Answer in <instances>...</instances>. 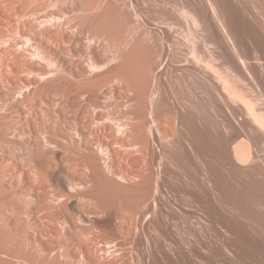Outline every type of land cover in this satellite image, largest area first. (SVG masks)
Listing matches in <instances>:
<instances>
[{
	"label": "rangeland",
	"instance_id": "rangeland-1",
	"mask_svg": "<svg viewBox=\"0 0 264 264\" xmlns=\"http://www.w3.org/2000/svg\"><path fill=\"white\" fill-rule=\"evenodd\" d=\"M175 1H177V3H178V1L181 2L182 0H0V177L4 174L3 175L4 177L2 176L0 178V253L4 252L5 251L4 249H6V247L8 246L7 248H9L11 251L12 250L13 251L8 252L7 254L12 253L11 256L15 255V257H12V259H10V260L14 259L13 260L14 263L11 262L10 260H8V262L5 264H15L18 261L19 262L17 264H19L20 259L17 258L18 261L15 259L16 257H19V254H18L19 252L21 254L24 253L25 254L24 256L28 255L26 251L22 250L24 248H20L21 251H20V249H19V251H17L18 250L17 247L23 246L21 244L22 243L24 244V241L26 239L28 241H33V242L37 241V243H36L37 245L41 246L40 244H43L41 247H44V249L49 250L48 245L50 246L51 243L52 244L54 243V242H51L50 238H53V236L55 234L57 237L56 236H54V237L63 238L62 239L63 241L61 239H59L61 242L60 241L58 242V241H56L57 239L53 240L54 239L53 238L52 241H55L54 244L56 245V242L61 243V244H63V243L65 244V242H66V245H68L70 243L68 245V248H67L68 252L71 251V250H69V248L70 249L72 248L73 250H72V252H70V254H72V255L75 254L74 256H77V258L79 257L78 255L80 252V251L78 252V250H80V249H78V245L80 246L79 248H81L82 242L85 241V243H86V241H89V239H91L93 236H97V235L102 236V239H101V237L98 238V241L100 243L102 240L104 241L107 238H110L112 240L114 239V241H116L115 242L116 246L114 248H109L108 250H106V251L110 250L109 252H111V254H110L111 256L106 251H105V253H104V251L101 253V255L103 254L106 257V259L112 257L113 260L116 261V263H113V264H117V261H118V264H120L122 262V260L125 261V262H122L123 264H125L126 262L128 263V260H130L132 264H165V263L166 264H238V263L239 264H243V263L244 264H264V240H263L264 239V201L262 200V198L264 199V196H262V195H264V193H260L262 195H258L259 190H260V192H262L264 190L263 189L264 188L263 187L264 186V183H263L264 180L262 181L261 180L262 178L259 179L258 175H256V176L258 177L259 181H258L256 176L255 177L252 176V177H254V179L251 176L249 177V174H247L248 176L245 174L246 176L243 177L242 173L239 174L240 172H238V171H236V173L239 176L236 175V173H234L235 171L234 172L230 171V173H229L228 169L226 168L225 164L223 163V160H222L223 158H222V155L220 153L221 150H219V148L222 149V145L225 141V140L223 141V139H226V135L227 136L233 135L232 141L234 139V143H237V144L239 143L238 142L239 140L241 142L244 138V136L243 137L241 136V135H243L241 132H240V134L238 133L239 134L238 135L237 131H235L238 129L240 130V125H239V120H238V119H241L240 114L239 113L234 114V117H232L233 113L232 114L229 113V111L227 109V108H230V107H227V105L228 106L231 105V110H233L234 107L237 106V104L231 103L232 101H229V99L227 97H206V95L203 94L204 97L202 96V97H199L200 99L198 98V101H200L198 104H201V105L200 106L198 105L197 109L199 110V108H200V110H199L200 113L198 111H197V113L199 115L197 113H195V115L196 114L198 115L199 119L198 118L197 119L200 122L194 124V122L191 121V119H192L191 116L194 114V111L196 109L193 110L195 108L192 105V103H194V101L191 102L193 100V97H189L190 95L188 96V94H189L188 91H190L188 89H189V87L190 88L192 87V85L190 84L191 83L190 81L194 80L193 79L194 77L190 80V77H192V76L190 74L183 73L185 75H183L180 79H178L180 77L181 73L175 74L176 76L179 75V77H177V79L180 81L177 80L178 81V83H177L176 76H174V74H173L174 72H173L172 68H174L175 66L180 67L181 62L183 63V60H186L187 58L191 59V57L189 56L190 50L191 51L193 50L194 44H195L194 47H197L198 45L200 46L201 41L194 38L189 33V31L187 29L188 27H187L186 21L184 19H182L180 16H178V17L176 16V15H179V13L177 14V12L175 11L176 10L175 6H174V3H176ZM171 10H173V12ZM170 11L172 13H170ZM168 12L170 15L171 14L173 15V13H174L176 18H178L180 20L182 19L180 21V22H182V25L180 24L179 26H177L175 28L176 30H178V32H176V30H173V32H175V34L171 33L170 37H167L166 39H164V37L162 38V36H164L165 31L168 29V27L166 25L167 23L165 24L164 21L166 22V19L168 17H169V19H167V21H169L171 19L170 16H168L169 15ZM243 15L244 14L242 12L237 13L238 18L242 17ZM247 15H245V17L248 20H250V19L252 20L253 15H252V17L250 15H248V16ZM44 16H45V20H48L49 24L43 22ZM249 16L251 17L250 19L248 18ZM38 17H42V18H38ZM51 17L53 18L52 21H55L56 25H57V23H59V20H60V22H63L64 26L62 25V27H65V28L62 29V27L60 26V28L62 30H59V24L61 25L62 23H59L57 26H55L54 22L51 23L52 22L50 20ZM54 18L56 20H54ZM172 18H174V16ZM171 20H173V19H171ZM37 21H39V22L37 23ZM70 22L73 26L75 24V27L71 26ZM52 24H54V25L52 26ZM67 24L69 26H67ZM48 26H50V28H48ZM54 26L56 28H58V30H56L57 32L59 31L58 34H60V35L64 34L65 35V32H66L67 35L66 36L63 35L64 37L61 36L59 38L58 34H57L58 37L55 36V34L57 32L55 33V31H54L55 34L53 37L52 36L53 34H49V33L51 31L53 32V30H55ZM71 28H73V29H71ZM87 28H88V30H87ZM43 29H45V30H43ZM50 29H52V30H50ZM159 29H160V31H159ZM63 30H64V32H60ZM97 30L99 33L101 32L100 34L99 33L98 34L102 36V38H99V40L101 41V42L99 41L100 44L98 43L99 44L98 45L96 43L97 47H100V45H101V46H103L102 49L103 48L106 50L108 49L109 53L107 51V53H108L107 55L113 54L119 48H120V51L123 52L122 55L121 54L120 55L124 59L120 56L119 59L117 60L118 62L115 61L114 64H112V66L115 65L114 67H119L118 68L119 70H117V69L116 70L118 71L119 74H121V72H122L121 75L123 78L125 77V79L126 78L128 79V75L131 72L130 73L131 76H129L128 81H130V83L132 81V85L134 84L133 85L134 88L138 87V85L137 86L135 85L138 82L137 79L140 80L139 83L141 82V79H143V83H144V80L146 79L147 82L145 81V83H146V84L144 83L145 85H142V82L140 83L142 85V87L145 86V87H143V91L144 90L146 91V89L150 85L152 87L150 86L149 89L154 90L153 88H157L155 90H158V87H159V89L161 90L160 92H163V91L166 92V90L168 92L170 90L168 93H172L171 91L173 89L176 90V92L178 91L177 92L178 95H175L176 93L173 90L172 94H174L175 97H174V95L170 94L168 96L169 97L168 99L166 98L167 96H165L164 99H167L165 101L166 102L168 101L170 105H171V103H172V105L174 104L173 106L175 108H177L178 111H180L179 112L180 116L178 114L177 115L173 114V116H172V114L171 115L169 114V116H167V114L163 113L165 111L162 110L163 109L162 107H160L158 110L157 106L158 105L162 106V105H160V104H162V102H160V100L162 101L163 97L162 98L156 97V99L159 98V101L157 103H159V102L160 103L156 105L157 109H156L155 115L159 114L160 117H163V118H160V119H163L162 123H161V120L160 121L158 120V121L163 125V123L165 124V122L168 120L166 122V124L168 123V125L166 126V124H165V126L169 129L167 130V128L164 125L163 126L161 125L162 130L164 129L163 130L164 132L169 131L167 133H170L169 136L171 137V139H172V137H173V139H175L174 138L175 136L177 137V139H183V141L181 140V142H183V145H185V146H186L187 141H188L187 143H189V145H191L190 141L193 140L194 138H196V141L194 139L193 142L194 143L196 142L199 146L201 143V146H202L203 139L205 138V139H207V141L206 140H204V141L209 143V144H206V146L212 145L211 147L214 148V149L212 148V150H214L213 151L214 153H212V151L207 152V155L212 153L213 154L212 157L210 156L211 154L208 156L204 155V153L206 154V151L202 155L207 156L208 160L210 159L209 161H212L211 158L216 159V161L213 160V162L215 161V163H216L215 167H214V163L212 164L211 162H209V164H208L207 163L208 160L206 162L207 158H204V156H202L200 158L205 159V160H202L204 163L206 162L205 164L201 161V159H199L200 162L205 165V167L206 166H207V168L211 167V169H209L211 171H209L207 169V171L211 172V175H208V177L211 176V179L209 177V179H210L209 182H208V180L205 181L204 177L202 179L203 182L201 180H199L201 182H199L198 180L194 181L193 178L190 176L191 173L189 174V172H186V173L181 172V175L179 178L175 177L174 173L178 172L176 170L180 169L179 167L177 169V166H179V164L182 162V160H184V158H182V157L178 158V156L181 154H178V156L176 155L177 154L176 151L178 152L180 150L181 152L179 151V153H182L181 148H177L176 151L172 150L173 147H171L170 150H169V148L168 149L166 148L167 149L166 154H165V148L164 147H162L164 150L159 149V150L164 152V156L168 155L167 154L168 150H169V152H171V150H172L173 151V153L171 152L172 156L175 155L174 157L179 164L175 165L176 160L174 161L173 160L174 157L170 156L171 154L169 153V156H167L168 158L167 157L164 158V160H163L164 162L161 160V162H163V163H161L162 167L161 168L159 167V170H158V166H154V171L156 169V171H155L156 174L154 173L155 175L154 174L153 175L154 176H160L159 178L161 180H158V183L161 187L163 186L162 189L164 188L165 190H162V189H160L161 191L159 190V192L157 193L159 198H158V196L156 197L157 194L150 195V197H151L150 200L152 202L154 201L153 204H156V209L153 210V212H151V216H150L151 218L149 217L150 218V220H149L150 224H149V226H147V228H146L147 230L145 228H143L142 223H139V222H142L141 220H143V216L139 217L138 214L135 215V218L136 217L137 218L134 220V222H136L137 225H134L135 223L132 225V227L134 226V228H132V229L135 231V235H134V232L132 231V229H131V231L133 233L131 232L132 234H130V235L133 236L134 241L137 238L136 239L137 241H135L137 246L135 245V242L132 240V236L131 237L128 236L130 238L129 239L127 236H125V234L123 232L119 233V232L115 231L117 225L120 224V222L122 223L120 225H123V226L125 224L124 222H127L124 220L122 222V220H121V218H123V216H124V213L126 212L125 208L127 209V208L131 207L126 202H125V204H127V206H129V207L125 206V208H123V206H119V205H117L118 207H116V205L112 206V208L114 210L112 209L111 211H113V212H115L117 210L116 208L119 209L120 207H122L121 209H119L120 212L116 211V212H119V214L115 212L116 214L119 215V217L122 216L121 218H119V221L117 220L118 218L115 217L118 215H116L113 212H112V214H110L111 211L108 212L109 211L108 208L106 209L107 213L104 209L105 214H103V215H101L102 213L99 215L93 214V213H95L94 209H93V211H91L92 208H90V207H89L90 209L89 208L87 209V207L85 209L83 202L78 198V196L73 197L69 201H65L66 204L64 201H62V202H64L63 204H65L64 205L65 207L61 206V205H63V204H61L62 203L61 201H60L61 205L57 204V202H59V201H56L55 205L57 204L58 206L56 207L54 205L55 207H52L53 206L52 204L55 202L54 200H53L52 204L50 202V201H52L51 199L54 198L52 193L53 192L56 193V192L60 191V188L56 185V181H59L63 185L66 186L65 183L67 180L75 181V182L81 180V177L83 175V169L85 167V164L87 163L86 159L82 158L83 156H81V155H83V153L85 151L79 152V150L77 151V149H74L75 147H72L71 149L69 148L70 152H68L67 149L66 150L65 149H59V148L55 149V148H50V146H46V147L44 146L43 147V145L41 147L42 149L41 148L39 149V147H37V145H40V144H38V142H35L37 137L40 134H42V131H41L42 129H38V131H37V126L40 128H43V126H46L45 129L43 128V131L45 132V130H47L49 135H51V137L53 136L55 138V134H54L55 130L53 129V126L51 124H47L48 126L46 124L44 125V123H42V122H45V120L44 121H42V120L45 119L46 115H47V119H50L51 121H52V119H53V121L56 119V115L50 106L52 103L50 98L52 99L53 96L54 97H56V96L60 97L59 96L60 93L57 91V89H53L54 91L56 90V94H53V93H55V92H52L53 90L50 91V90H47L46 88L45 89L47 92L43 91V90H45L44 89L45 85H47V83H49L48 82L49 80H51L50 85H51V83H53V84L55 83L54 85L57 84V86H58V84L60 83L59 85H63V87H65L66 85L67 86L70 85V83L72 82V81H70V83H69L68 78H67L68 76L66 75V77H65L63 74H62L63 78L65 77L64 80L66 81V79H67L68 83L67 82L64 83V81H61V79H63V78H62L60 72L58 73L57 70H59V69H56V68H58L56 66V64H54V66H52V64L54 62V61L51 62L52 58H54L53 60L56 59L55 60L56 62L58 60H60L62 63H65V64L68 62L69 58H71V57L75 61H77V59H81V60H79L80 62L83 61L84 63L85 62L87 63V61H88L87 60V58H88L87 57V43H88L87 38H89V37H87V35H88V33H89V35L91 33L90 37H92V35H95L93 33L94 32L96 33ZM44 31H46V32H44ZM176 33H178V34H176ZM68 34L74 35L75 39L71 38ZM98 34L96 36L100 37ZM177 35L180 36L181 38L180 37L178 38ZM181 39H183V43H182ZM136 40H138V42ZM190 41L192 44H190ZM96 42H98V39L96 40ZM134 42H135V44H133ZM174 42H176V43H174ZM139 43H142V44H139ZM167 43L168 44L171 43V44L167 45ZM165 44L167 45V47ZM175 44H177V46ZM130 45H131V51L134 47H136V51L140 47L141 48H140V50L135 52V55H134L135 50L133 49V52H131L129 50ZM133 45H134V47H132ZM170 45H172V46H170ZM137 46H138V48H137ZM175 47L178 48L179 50L178 49L175 50L176 49ZM180 48H181V50H180ZM201 48L206 53H208L207 52L208 47L204 48V46L202 44ZM102 49L101 50L99 49L103 53L100 52L98 57L104 56V54L106 53L104 51V49L103 50ZM127 51L130 52L131 54L127 53ZM175 51H177L178 54ZM204 51H203V53H204ZM187 52H188V54H187ZM126 53L128 54V56ZM137 53L138 54L140 53V54L138 55ZM167 53H168V55H167ZM179 53L181 54V56ZM182 53L184 54V56L182 55ZM206 53H205V55H206ZM37 54H38V56H37ZM41 54L42 55L45 54V55L42 56ZM129 55H130V58H129ZM145 55L148 57H146ZM176 55H177V57H176ZM165 56H167V59L164 58ZM127 57H128V61H131L133 59L130 62L131 64L127 61ZM137 57L139 58V60L137 59ZM184 57H187V58L184 59ZM125 58H126V60H125ZM141 59L144 61H141ZM165 59L167 60V63H169V61L171 60L172 64L170 65L171 61L169 64H165V62H166ZM174 59H177L179 61L174 60ZM60 61L58 63H61ZM122 61H123V63H122ZM161 61H164L163 64L166 65L165 68H163L164 65L162 64ZM126 62H128L130 64V66L129 65L124 66L126 64ZM140 62H142V63H140ZM139 63H140V65H143V67L140 68ZM120 64H122V66ZM119 65L122 67L121 69H120ZM160 65L161 66L163 65V67H162L163 75H166L168 73L167 76H169L170 79L167 78V76H166V78L169 80H166L165 77H162L160 74L157 73V70H154V69L161 68ZM53 67H55V69ZM125 67L128 69V71L130 70L129 73ZM51 70L53 71V73L50 72ZM160 70L161 69H159V71ZM54 71H57V72H54ZM123 71L124 72L126 71V73H127L126 76H124L125 74L123 73ZM44 72L47 74H48V72L51 73V75H50L51 77L49 75L48 76L44 75L46 77L42 78L41 75L45 74ZM143 72L145 73L144 74L145 79L142 75ZM132 73L134 74V76ZM164 73H166V74H164ZM139 74H141V75H139ZM152 74L155 75V77L153 76L154 78H150V77H152L151 76ZM38 75H40V76H38ZM189 75H190V77H189ZM132 76L133 77L137 76L138 78L133 79ZM148 76H150V77H148ZM157 76L159 77V79H160V77L163 78L160 80H164V79L165 80L163 82H161L160 80H158ZM52 77H53V79H52ZM45 79H47V80L49 79V80L46 81ZM151 79H153L154 82H153V80L151 82ZM39 80H40V83H39ZM69 80H70V78H69ZM134 80H135V82H134ZM156 80H158V81H156ZM165 81H172V82L167 83ZM42 83H44V84H42ZM201 83H203V82H201ZM22 85L25 88L23 87V89H22ZM31 85H32V87H31ZM37 85L38 86L41 85V87L39 86V88H38ZM54 85H53V87H54ZM205 85L206 84H203V85L201 84L202 92H204L206 90ZM57 86H55V88H58ZM173 86L175 88H172ZM28 87H29V89H27ZM142 87L140 86L141 89H142ZM36 88H38V89H36ZM39 89H40V91H39ZM135 89L136 90L133 94L137 95L136 93H139L138 94L139 96H141L142 94H144L142 96H145V93H144L145 91L144 92L143 91L138 92L139 89L138 90H137V88H135ZM36 90H38V91H36ZM152 90H151V92H152ZM42 91L44 92V94H42ZM49 91L51 93H49ZM40 92H41L42 98L44 97L42 99V101L44 100V102H42V103H39L41 101L38 100L39 99L38 97H41V95L38 96L40 94ZM57 92H58V94H57ZM180 92H183L181 94H183L184 96H185V92H186V94L188 92V94L186 97H182V95L179 94ZM23 93H26V94H23ZM153 93H151V94L153 95ZM47 94H48V96H46ZM133 94H131V95H133ZM152 95L149 97H150L151 101L154 102L155 97H152ZM36 97L38 99H36ZM32 98H33V101H32ZM46 98H47V100H46ZM194 100H195V98H194ZM27 101H28V104L30 103L29 105L28 104L25 105L27 103ZM227 101L230 102L229 103L230 105L227 104ZM33 102H35V103H33ZM36 102H38L42 106H40ZM31 103H33V104H31ZM190 104H191L192 108L194 107L193 109L190 107ZM151 105H152V103H151ZM29 108H32L31 109L32 111L30 110L31 114H30V112H28ZM26 110H28L27 112L29 114L26 112ZM42 110L44 112H42ZM192 110H193V112H192ZM191 112H192V114L190 116ZM163 114L165 115V118L168 117L169 119L165 120ZM27 115H28V117H27ZM33 115H35V116H33ZM70 115H68L67 118H73L74 116H72V115H75V113L71 115L72 117ZM170 116H172L171 118L173 120L170 118ZM157 117H158V115H157ZM189 117H191V118H189ZM222 117H224V118H222ZM180 118H181V120H180ZM216 118H217V120H216ZM197 119H196V122H197ZM26 120L29 121V125H28V122H26ZM229 120H230V122H229ZM174 121H176V122H174ZM180 121H181V123L183 121L182 125L179 123ZM236 121H238V122L236 123ZM191 122H193V125ZM232 122H234V123H232ZM199 123H200V127L198 125H197L198 126L197 127L196 124H199ZM230 123H232V125ZM31 125L33 128L31 127ZM33 125H35V126H33ZM189 125L190 126L192 125V127L195 126L196 128L190 127L191 129H189V127H188ZM235 125H237V127ZM227 127L229 128V130ZM230 127H232V128H230ZM14 128L18 129L20 134L21 133H29L30 132L29 130H31L32 134L30 132L29 135H32L31 136L32 138L30 136H28L26 138H23V137L20 138L21 135H18L17 130H16L17 133H14L15 135L17 134L15 136L12 133L14 131ZM180 128H183L186 131V134H187V130L189 129V132H191V133H189V138H192V139L187 138L188 140H186L185 137L183 138L182 136H187L188 134L187 135L186 134L181 135V133H183L184 131L182 132L180 130ZM226 128L228 131H226ZM193 129H194V131H195V129L197 131L193 132ZM174 130L177 131L176 134L174 133L175 132ZM39 132H41V133H39ZM172 132L175 134V136ZM198 132H202L203 135H201ZM179 133H180V136H179ZM204 133H206V134H204ZM221 133L222 134L224 133V136ZM198 134L202 136L201 137L202 139H200V136ZM171 135H173V136H171ZM210 135L213 136L212 137L213 140L211 139ZM35 136H37L36 139H35ZM193 136H194V138H193ZM238 136H241V137H238ZM39 137L41 138V135ZM39 137H38V139H40ZM197 137H198V139H200L201 142L199 140H197ZM29 138L31 140H29ZM184 140H186V141L184 142ZM211 141H213V142H211ZM219 141H221L223 143L221 144V142H219ZM235 141H237V142H235ZM28 143H30V144H28ZM36 143H37V145H36ZM250 144H252V143H250ZM206 146L204 144L202 147H206ZM178 147H180V145H178ZM250 147L252 149H254V145H250ZM159 148H161V146ZM206 148H208V147H206ZM53 149H54V151H53ZM188 149H189V147L187 148V150ZM202 149H204V148H202ZM256 149L257 148L255 147V150ZM210 150L207 149V151H210ZM217 150L220 151L219 156H218ZM174 152L176 154H174ZM215 152H217V153H215ZM25 153L33 154V155H31L32 157L29 158L28 155H25ZM255 153H256V151H255ZM257 153H259V154H257ZM257 153H256L257 155H261V156L258 157L255 154L256 157L259 158V160L262 158V161L261 160L260 161H261V164L262 163L264 164V151L261 152V150L259 151V149H258ZM111 154L114 156L113 157L110 155L111 158L113 157L115 159L116 158L115 153L112 152ZM161 154H163V153H161ZM23 155L26 156V157L24 156L26 159L23 158ZM34 155H36V156H34ZM33 156L35 157V159L37 158V160L40 162L41 166L44 165V162L46 159H47V161L48 160L51 161V162H48L50 164L47 165L46 164L47 162H46L45 165L43 166V168L44 167L46 168V166L51 168L50 165L52 164V168H54V169L51 168L50 169L51 172H49V168H47L48 170L46 169V171H48V172H45L46 174L51 173V174H49V177L42 175L43 178L46 177L43 179V178H41L42 176H38L40 173L39 174L37 173V175H36V173L34 172L36 169L34 170V168L31 167V165L29 164L30 163L29 161H27L29 165L27 163H26V165H24L23 160L24 159L27 160V158H29V159L34 158ZM44 157H46V159ZM102 157L103 156H100L99 162H101L100 160L106 158L105 156L103 158ZM169 157H171V159H169ZM209 157H211V158H209ZM220 158H222V159H220ZM41 159L42 160L45 159L44 162L40 161ZM114 159H112V160H114ZM180 159H182V160H180ZM110 160L108 161V157L106 159H104V162L106 161L105 162L106 165L104 164V162L102 160L101 163L104 165L102 167V164H101V167H100V168L105 167L104 169L108 170V171L111 168L112 171L110 170V172H107V171L105 172L108 176V180H110V181H107L106 183H102L101 181L95 180V184H98L97 182H99V184L101 183V185H98L100 190L103 188V187L100 188V186H102V184L103 185L106 184L104 186V188L106 186L110 187V188L109 189L105 188L106 190L105 191L102 190V192H100L97 189L99 191L98 193L100 195H102L103 198H105L104 200L107 199V201L112 200V201L118 202L117 200L121 201V199H123V198L125 199L126 196H127L126 201L128 202L127 199H130V201H131L133 199L132 197H136L138 195L137 192H139L138 190L140 189V186L138 184H135V183H137L136 182L137 180L133 181V179H129V178H125L127 180H122V179H124V177L121 178L120 176H118V174L122 175L125 172L127 173L128 171H130L131 167L132 168L135 167L133 162L131 164V162L128 160L129 161V164H128L127 161L125 160V164H124L123 161H120V160H124V159H122V158L118 159V157L114 161L118 160L119 162H117V161L116 162H114V161L110 162ZM217 160H219V161H217ZM220 160H222V161H220ZM36 161H35V163H36ZM179 161H181V162H179ZM260 161H259V163H260ZM183 162L181 164H183ZM185 162H184L185 166L183 165V167H186V165H187V163L185 164ZM221 162L223 164H221ZM108 163H110V164H108ZM111 163H113V165H111ZM134 163H135V161H134ZM23 165L26 167H25L24 172H21L19 167L23 166ZM27 165H28V168H27ZM110 165H111V167H110ZM208 165H209V167H208ZM17 166H19V167L17 168ZM29 166L33 169L31 171H33L35 173L34 175L33 174L31 175L32 172H30V171L28 172L27 169H30ZM106 166L108 169L106 168ZM220 166H222V168ZM262 166H264V165H262ZM113 168H114V172H113ZM105 170H102V171H105ZM40 171H43V170H40ZM102 171H101V173H103V175H104L105 173ZM115 171H116V173H115ZM207 171L205 169V171H203L201 173H204ZM111 172H113V173H111ZM114 173L115 174L118 173L116 175L118 178L113 176ZM158 173H160V174H158ZM226 173H228L229 175ZM183 174H185V175H183ZM153 175H152V179H153ZM107 176H105L106 180H107ZM202 176H203V174H202ZM229 176H230V178H228ZM237 176H238V178H237ZM163 177H164V179H163ZM184 177H186V178H184ZM155 178H158V177H154L153 180H155ZM189 178L190 179L192 178V179L190 180ZM252 179H253V181H252ZM156 180L154 182H156ZM225 180H227V183ZM180 181H181V183H180ZM197 181L200 184L197 183V184H195L196 186H194L192 183H194V182L196 183ZM222 181H224V182H222ZM43 182H44V184H42ZM103 182H105V181L103 180ZM115 182L117 184L122 183V184H120V186L123 185V188L126 187L127 190L125 189V191H124V189L122 187L120 189L119 184L118 185L113 184ZM154 182H152L153 185L151 187V192H154L152 190H155ZM205 182L207 184L210 183V184H212V186H214V185L215 186L214 187H212V186L208 187ZM257 182L263 183V185L262 184L260 185V183L257 184ZM248 183H249V185H248ZM40 184L42 186H40V189H39L38 186ZM95 184H90L89 186H91V185L95 186ZM130 184H131V186H130L129 190H131V191L129 192L128 187ZM133 184H134V186H133L134 188L136 187L135 185L138 186L139 189L135 188L137 192H135V190H132ZM164 184L166 186H164ZM202 184H203V186H202ZM226 184L229 185V188H228V185H226ZM44 185H49V186L45 187ZM242 185H244L245 188ZM252 185H255V186H252ZM19 186H20V188H19ZM222 186H223V188H222ZM224 186L228 190L231 188L230 192L228 190L224 189ZM248 187L251 188L252 190L248 189ZM259 187H261L262 189L261 188L259 189ZM21 188L24 189V190L22 189L23 192L21 191ZM42 188H44L46 190H44ZM117 188H119V189H117ZM19 189H20V191H19ZM110 189L112 192L109 191ZM187 189H190L189 190L190 192L187 191ZM199 189H200V192H199ZM232 189H233V191H234V189L236 191L231 192ZM257 189H258V191H257ZM13 190L17 191L16 195H15V192H14V194H11V193H13ZM95 190H96V188H95ZM166 190H167V192H166ZM204 190H205L206 194H205ZM209 190H210V192H209ZM4 191H5V193H4ZM9 191H12V192L9 193ZM28 191H29V193H26ZM48 191L51 193H48ZM108 191L111 193L109 194ZM118 191L119 192L122 191L121 193L123 195L120 194ZM216 191H217V193L214 194V192H216ZM106 192H108V193H106ZM123 192H125V193H123ZM127 192H129L130 194ZM18 193H23V195L22 194L17 195ZM24 193L26 195L28 194L25 197H27L29 202H31L33 200V197H34V201H32L33 202L32 205L29 202L25 201L26 198L24 200V198H23L25 195ZM192 193H194V194H192ZM50 194L53 197L52 196L49 197ZM124 194H125V196H124ZM200 194H201V196H200ZM207 194H208V196H207ZM237 194H239L241 196V198ZM251 194H254L253 195L254 197H252ZM104 195H106L107 197H105ZM139 195H140V192H139ZM202 195H203V197H202ZM44 196L47 198H45ZM115 196H117L116 198H118V199H116ZM119 196L121 198H119ZM212 196H213V198L211 200ZM205 197L206 198L208 197V199H206ZM238 197L240 198L239 200L241 202H239ZM255 197H257L258 199ZM30 198H32V199L30 200ZM155 198H158V199H155ZM223 198L226 200L223 201ZM124 199H123V201H124ZM159 199H161V200H159ZM201 199H203V200H201ZM205 199L207 200L209 205L212 206L213 208L208 205V203L206 202ZM227 199L230 201H228ZM234 199H236V200H234ZM155 200H156V203H155ZM158 200H159V202H161V204L159 202L157 203ZM209 200L212 202H210ZM231 200H233V201L231 202ZM243 200H245V203L248 201L247 202L248 204H245V203L244 204L246 206L250 205L251 207L247 206L248 207L247 208L243 204V202H242ZM130 201H129V203H130ZM140 202H142V200ZM201 202L203 204H201ZM227 202H230V203L227 204ZM233 202H235L236 204ZM250 202H251V204H250ZM231 203H233V205ZM27 204L28 205L30 204L31 207H30V205L28 207ZM213 204H214V206H213ZM243 208H244V210H243ZM109 209H111V207H109ZM122 209L125 211L123 213V215L120 214L123 212ZM245 209H247V210H245ZM130 210L128 212H130V216H131L132 213ZM162 210H163V212H162ZM226 212H228L230 215H228V213H226ZM108 213H109V216H108ZM225 213L227 214V216H229V219L227 216H225L226 215ZM239 213H241V214H239ZM232 214L234 216H232ZM235 214H237L239 216H237V215L235 216ZM160 215L165 217L164 219H166V221L162 217H160ZM126 216L129 219V213ZM213 216H214V218H213ZM141 217H142V219H141ZM127 218L125 217L124 219L126 220ZM229 220L230 221L233 220L234 223L232 221L230 222ZM239 220H240V222H239ZM101 221H107V222H101ZM212 221H215V222H212ZM235 221H237L236 222L237 225H236ZM67 222H68V226H66V228L64 229V226L66 225ZM165 222L167 224H165ZM228 222H229V224H228ZM108 223H110L111 225ZM114 223H116V224H114ZM105 224H107V225H105ZM156 224H157V226H156ZM230 224H232V225H230ZM57 225H58V227H57ZM215 225H217V226H215ZM97 226L104 227V229H106V230L109 227V229H108L109 233L106 234V230L100 229L101 227H97ZM138 226H140V227H138ZM38 227L41 229H39ZM156 227H157V229H156ZM34 228H36V229H34ZM54 228H56V229L59 228L61 231L59 233H62V234H58L57 233L58 230H56V232H54L55 231ZM98 228L100 230H98ZM219 228H220V232H219ZM231 228H233V229H231ZM141 229L143 230V232L145 231V234H148L147 235L149 237L148 241H150V242H147V240H145V239H142L143 241H141L139 239V236L141 235V232H142ZM162 229H164V230L162 231ZM221 229L222 230L224 229L223 230L224 232ZM236 229H238L239 231ZM25 230H26L25 236L28 237L26 239H25V236L23 235L25 233ZM44 230L48 232V236H47V232H45ZM101 230L103 232H101ZM52 231H53L54 235H52ZM112 231H114L113 234L109 236L110 232L112 233ZM39 232H43V233H39ZM115 232H116V234H115ZM137 232H139L140 234ZM27 233H28V235H27ZM103 233H105V235H103ZM165 233H166V235H165ZM122 234H124L123 237H121ZM137 234H139V235H137ZM143 234L141 235V237L144 236ZM159 234L160 235L163 234V236L161 237ZM22 235L24 236L25 240L22 238ZM34 235H36L37 237ZM50 235H51V237H49ZM32 236L35 239H33ZM111 236H114V237H111ZM20 237L23 240H21L19 242ZM117 237L121 238V240L117 239ZM123 238L130 240L131 242H133V244H131L130 241L128 242V240L125 241V239H123ZM16 239L19 242V244H18L19 246H16V244L14 245L17 248V250L14 249L15 247L12 249L13 244L15 242L17 243ZM138 239H139V241H138ZM39 240L42 243H39ZM66 240H68V241H66ZM160 240H161V242H160ZM11 241L13 242V244L10 243ZM120 241H122V242H120ZM43 242L44 243L46 242V244H44ZM118 244L120 245V247H118L119 246ZM125 245L129 247L130 251L132 250L130 252L131 254L129 253L130 258L128 257L129 255H127V252H129V251L126 250V249H128V247H126ZM102 246L105 247L104 244ZM123 246L125 247V249H123V250H126L127 252L121 251V253H119V255H118V252H120L119 249L122 250ZM1 248H3L2 251H1ZM137 248H139V249H137ZM9 249H7V251ZM112 249H114V250L118 249L119 251H117V253L115 254L116 250L111 251ZM135 249H136V251H135ZM14 250L17 251L18 253L17 252L14 253ZM226 250L228 251L227 253H226ZM230 250H231V252H230ZM5 252L2 254H5ZM161 253H162V255H161ZM2 254H0L1 255L0 256V263H2L3 261L5 262L7 260V259L3 260ZM31 254H33V256H31ZM31 254L28 255L27 256L28 259L27 260L24 259L23 262H25L27 264L28 260L30 259L31 261L29 260V262H30L29 264H35L34 254H36V253L34 252ZM239 254L242 255L243 257L240 256ZM245 254H246V256H245ZM87 255H88L87 257L89 259L91 258V260H92L93 256H91L90 254H87ZM113 255L116 256L115 259H114ZM29 256H31L34 259H32ZM117 256H119V257H117ZM122 256H124V257H122ZM145 256L147 258L148 263L144 259ZM1 257H2V259H1ZM4 257L7 258V257H9V255L8 256L5 255ZM105 257H103V260ZM135 257H136V260L134 259ZM88 258H87V261H89ZM119 259L121 260V262H119L120 261ZM163 259H165V260H163ZM241 259L243 260V263H242ZM251 259H253V260H251ZM109 260L106 261V264L112 262L111 260L109 262ZM143 260L145 261V263ZM157 260H159V261H157ZM130 261H129V264H130ZM89 262L87 264H89ZM91 262H90V264H92ZM93 264H95L94 261H93Z\"/></svg>",
	"mask_w": 264,
	"mask_h": 264
},
{
	"label": "bare ground",
	"instance_id": "bare-ground-1",
	"mask_svg": "<svg viewBox=\"0 0 264 264\" xmlns=\"http://www.w3.org/2000/svg\"><path fill=\"white\" fill-rule=\"evenodd\" d=\"M176 3H177V1H175ZM176 3H174V6H175V11L177 12V14L179 13V15H176L177 17L178 16H180L182 19H184L185 21H186V24H187V29H188V31H189V33L194 37V38H196V39H198L199 41H201V45L203 44V46H204V48H207L208 50H207V52L208 53H206L202 48H201V45L199 46H197V47H194L195 46V44H194V46H193V50L191 51L190 49V57H191V59H189V58H187V57H184V59H186V60H183V63L181 62V64H180V67L179 66H175L174 68H172L173 69V74H174V76H176L175 74H178V73H181L180 74V77H179V75L178 76H176V81L178 80V79H180L183 75H185V74H183V73H187V74H190L192 77H190V75H189V77H190V80L193 78L194 80H192V81H190L191 83V85H192V87L190 88L189 87V89L188 90H190V91H188L189 92V94H188V92H187V94H188V96L189 97H193V100L191 101V102H193L194 101V103H192V105L195 107H191V104H190V107L193 109V110H195L194 111V116L192 115L191 116V114H192V112H193V110H192V112L190 113V116L192 117V119H191V121H193L194 122V124L195 123H198V122H200V121H198V113H197V111L199 112V110H200V108H199V110L197 109V107H198V105L200 106L201 104H198L200 101H198V98L199 97H204V95L203 94H205L206 95V97H227L228 99H229V101H232L231 103H234V104H237V106L236 107H234V109L233 110H231V105L229 104L230 102L229 101H227V104H229L230 106H228L227 105V107H230V108H227L228 109V111H229V113H233V116L232 117H234V114H240V116H241V119H238L239 120V125H240V130L238 129V130H235V131H237V134L239 133L240 134V132L243 134V135H241L242 137L244 136V138H243V140L240 142V140L238 141L239 143L237 144V143H234V139H233V141H232V136L231 135H226V139H223V141H224V143L223 142H221V141H219V142H221V144L223 143V145H222V149L221 148H219V150H221V152L220 151H218V156H219V154L221 153V155H222V158H220V159H222L223 160V163L225 164V166H226V168L228 169V171H229V173H230V171H232V172H234V173H236V171H238V172H240L239 174H241L242 173V176L244 177V176H246L247 174H249V177L251 176H256V175H258L259 176V179H261L262 181L264 180L263 178H264V166H262V165H264L263 163L261 164V161H262V158L259 160V158H257L256 157V155L257 154H259V153H257V150L259 149V151L261 150V152L262 151H264V0H182L181 2H179L178 1V3L176 4ZM173 5V4H172ZM172 7V6H171ZM173 8V7H172ZM171 9V8H170ZM174 10V9H173ZM173 10H171L172 12H173ZM170 11V13H172ZM239 12H242L244 15L242 16V17H240V18H238L237 17V13H239ZM137 14V13H136ZM168 14H169V12H168ZM250 15L251 17H252V15H253V18H252V20L250 19L251 17L249 16L248 18L250 19V20H248L246 17H245V15ZM172 15V14H171ZM170 14L168 15V16H170V18L171 19H173V20H169V21H167V19H169V17L166 19V22L164 21V23L167 25V27H168V29L165 31V33H164V36H162V38L164 37V39H166L167 37H170L171 36V33L173 34H175V32H173V30H176L175 28L177 27V26H179L180 24L182 25V22H180L181 20L180 19H178V18H176L175 17V14L173 13V15L171 16ZM247 15V16H248ZM174 16V18H172ZM179 17V18H180ZM38 18H42V17H38ZM49 18V17H48ZM47 18V19H48ZM39 20V19H38ZM51 21L53 20V18L51 17V19H50ZM49 20V21H50ZM54 20H56L55 18H54ZM40 21V20H39ZM39 21H37V23L39 22ZM47 21V22H46ZM43 22H45V23H48L49 24V22H48V20H45V16L43 17ZM54 22V24H55V21H52L51 23H53ZM58 22V21H57ZM44 23V24H45ZM59 23H62L61 25L59 24ZM59 23H57V25L59 24V30H62L63 28H65V27H62V25H63V22H60V20H59ZM69 23V22H68ZM43 24V25H44ZM47 24V25H48ZM54 24H52V26L54 25ZM65 24V23H64ZM38 25V24H37ZM51 25V24H50ZM56 24H55V26H57ZM66 25V24H65ZM70 25L71 26H73L72 24H71V22H70ZM42 26V25H41ZM45 26V25H44ZM54 26V28H55V30H53V32L51 33H49V34H53L52 36L54 37V34L57 32L56 30H58V28H56ZM60 26L62 27V29L60 28ZM64 26V25H63ZM67 26H69L68 24H67ZM66 26V27H67ZM70 26V27H71ZM43 27V26H42ZM41 27V28H42ZM46 27V26H45ZM69 27V28H70ZM73 27H75V24H74V26ZM47 28V27H46ZM48 28H50V26H48ZM89 28V27H88ZM88 28H87V30H88ZM179 28V27H178ZM71 29H73V28H71ZM43 30H45V29H43ZM47 30V29H46ZM50 30H52V29H50ZM65 30V29H64ZM64 30L63 31H60V32H64ZM94 30V29H93ZM49 31V30H48ZM54 31H55V33H54ZM159 31H160V29H159ZM44 32H46V31H44ZM59 32V31H58ZM58 32L55 34V36H57L58 37V35H59V38L61 37V36H63V35H60V34H58ZM90 32V31H89ZM162 32V31H161ZM176 32H178V30H176ZM99 32H98V30L96 31V33L94 32L93 34H95V35H92V37H90V35H91V33H90V35H89V33H88V35H87V37H89V38H87V63L85 62H80L79 60H81V59H77V61H75L72 57L71 58H69L68 56V58H69V60H68V62L65 64V63H62L60 60H58L57 62L55 61V60H53L54 58H52V60H51V62L52 61H54L53 62V64H52V66H54V64H56V66L58 67V68H56V69H59V70H57L58 71V73L60 72V74H61V76H62V78H63V75L66 77V75L68 76L67 78H68V81H69V83H70V81H72L71 83H70V85H64L65 87H63V85H59L58 84V86H57V84L56 85H54L53 83H51V85H50V81L51 80H47V79H45L46 81H48L49 83H47V85H45V87H44V89L46 88L47 90H50V91H52L53 89H57V91L60 93V97H54L53 96V98L51 99L50 98V100H51V108H52V110L54 111V113H55V115H56V119L53 121V119H52V121L50 120V119H47V115L45 116V119H43L42 121H44L45 120V122H42V123H44V125L46 124H51L52 126H53V129L55 130V132H54V134H55V138L52 136L51 137V135H49V133H48V131L47 130H45V132L43 131V128L45 129V127L46 126H43V128H40V127H38L37 126V131H38V129H42L41 131H42V134H40L41 135V138L40 139H38V137L37 136H35V139H36V137H37V139H36V141L35 142H38V144H40V145H37V143H36V145H37V147H39V149L42 147V145H43V147L45 146H50V148H55V149H67V151L68 152H70V149L72 148V147H75L74 149H77V151L79 150V152H81V151H85L84 153H83V155H81V156H83L82 158H84V159H86V161H87V163L85 164V167H84V169H83V175H82V177H81V180L80 181H77V182H75V181H69V180H67L66 181V186L65 185H63L61 182H59V181H56V185L60 188V191H58V192H56V193H52V195L54 196V198L53 199H51L52 201H50L51 202V204H52V202H53V200L55 201L52 205V207H57L58 205L57 204H60L62 201H69V200H71L73 197H75V196H78V198L83 202V205L85 206H83L82 204V206L86 209V207H87V209L90 207V208H92L91 209V211H93V209H94V212L95 213H93V214H97V215H99V214H101V215H103V214H105V212H104V209H105V211H106V213H107V208H108V212H110L113 208H112V206H115L116 205V207H118L117 205H119V206H123V208H125V206L126 207H129V206H127V204H125V202L126 203H128V205H130L131 207L130 208H125V210H126V212L123 210V212L122 213H120L121 215H123V213H124V216L127 218V216L126 215H128V213H129V219L127 220H125L124 218V216H123V218H121L122 216H120L119 217V209H121L122 207H120L119 209L118 208H116L117 210L116 211H119V212H116V213H118V214H116L115 212H113V211H111L110 212V214H112V212L113 213H115L116 215H118V216H115V217H117L116 219L119 221V218H121V220H122V222H123V220L124 221H127V222H124L123 224H124V226L123 225H120V224H122L121 222H120V224H118L117 225V227H116V230L115 231H117V232H119V233H124L125 234V236H129V237H131L132 235H130V234H132L133 232H134V235H135V231L132 229V228H134V226L132 227V225L134 224V225H137L136 224V222H134V220L137 218H135V215L136 214H138V216L140 217V216H143V220H141L142 222H139V223H142V226H143V228H147V226H149V224H150V216H151V212H153V210H155L156 209V204H153L154 203V201L152 202L151 200H150V195H155V194H157L158 192H159V190L160 189H162V187L159 185V183H158V180H161L159 177L160 176H154L156 173H155V171H156V169H155V171H154V166H158V170H159V167L161 168L162 166H161V163H163L164 161V158H166L167 156H169V153L171 154L170 156H172V153H173V151L172 150H174V151H176L177 150V148H181V150H182V153H179V151L177 152L176 151V153L174 152V154H176L177 156H178V154H181V155H179L178 156V158H184V160H182V159H180V160H182V162L184 161H186L185 162V164L187 163V165H186V167H183V165H184V162H183V164H181L182 162L181 161H179V162H181L180 164L182 165H180L178 162H177V160L175 159V155H173L172 157H174L173 158V160L176 162V164L175 165H178L179 164V166H177V169H178V167L180 168L179 170H176V171H178V172H175L174 173V175H175V177H177V178H179L180 177V175H181V172L182 173H186V172H189V174H190V176L193 178V180L194 181H196V180H201L202 182H203V177H204V179H205V181L206 180H208V182L210 181V179H211V176H209L210 177V179H209V177H208V175H211V172H209V171H211V170H209V169H211V167L210 168H207V166L205 167V163L207 162V160H208V155H210L211 157L213 156V154L212 153H214L213 151L214 150H212V148L213 147H211L212 145H209V146H206V144H209V143H207V142H205L204 140H206L207 141V139H205L204 137V139H203V144H202V146L205 144V146L206 147H208V148H206V147H202L201 146V143H200V146L195 142H193V140L195 139V141H196V138H194V136H193V140H189L190 141V144L191 145H189V143H187L186 142V146L185 145H183V142H181V140L183 141V139H177V137L175 136V134L177 133V131H173L172 133L174 134V138L175 139H173V137H172V139H171V137L169 136L170 135V133H167V132H169V131H167V132H164L163 130H162V126L164 125L165 126V124H166V122L168 121L167 119H169L168 117L167 118H165V115L164 114H167V116H169V114L171 115L172 114V116H173V114H175V115H179L180 113V111H178L177 110V108H175L173 105H172V103H171V105L169 104V102L167 101H165V100H167L169 97V95L171 94V95H174V94H172L173 93V90L171 91L172 93H168L167 92V90H166V92H160L161 90L159 89V87H158V90H155V89H157V88H153L154 90H152V89H149V87L151 86L150 84V86L148 87L147 85V89H146V91L144 92L143 91V87H145V86H143L142 87V85H145L146 83H145V81L147 82V80L145 79V73L143 72L142 73V75H143V77H144V83H143V79H141V82H142V85L139 83V81L140 80H138L137 79V84H135L136 86L138 85V87H135V88H137V90L139 89V91L138 92H144L145 93V96H142V95H144V94H142L141 96H139L138 94L139 93H136L137 95H135V94H133L134 92H135V88L133 87V85H132V81H131V83H130V81H128L129 80V76H131L130 75V70L128 71V69H127V71H128V73H129V75H128V79L126 80L125 79V77L123 78L122 77V72H121V74H119L118 73V71L117 70H119L118 68L119 67H114V66H112V64H114V62L115 61H117L118 59H119V57L122 55V53L123 52H121L120 51V48L119 49H117V51H115L113 54H110V55H107L108 53H109V50L107 49H104V51L106 52H104L105 54H104V56H101V57H98L99 56V53L101 52V53H103L102 51H100L101 49H102V47L103 46H101L100 45V47H97V44L99 43L100 44V40H99V38H102V36L101 35H99L98 34ZM160 33V32H159ZM44 34V33H43ZM47 34V33H46ZM58 34V35H57ZM74 34V33H73ZM99 35L100 37H98V36H96V35ZM163 34V33H162ZM176 34H178V33H176ZM67 35V33L65 32V35L64 36H66ZM71 38H73V39H75V36L74 35H72V34H68ZM49 36V35H48ZM63 36V37H64ZM176 36V35H175ZM178 36V35H177ZM97 37V38H96ZM180 36H178V38H179ZM56 38V37H55ZM142 38V37H141ZM175 38V37H174ZM173 38V39H174ZM181 38V37H180ZM98 39V42H96V40ZM143 39V38H142ZM170 39V38H169ZM133 40V39H132ZM179 40V39H178ZM182 40V43H183V39H181ZM100 41V42H99ZM137 42H138V40H136ZM165 41V40H164ZM173 41V40H172ZM175 41V40H174ZM130 42V41H129ZM128 42V43H129ZM136 42V43H137ZM142 42V41H141ZM170 42V41H169ZM97 43V44H96ZM166 43V42H165ZM172 43V42H171ZM171 43H169V44H171ZM174 43H176V42H174ZM98 44V45H99ZM133 44H135V42L133 43ZM139 44H142V43H139ZM168 43H167V45H169ZM179 44V43H178ZM190 44H192L191 43V41H190ZM129 45V44H128ZM166 45V44H165ZM167 45H166V47H167ZM176 46H177V44H175ZM180 45V44H179ZM139 46V45H138ZM138 46H137V48H138ZM170 46H172V45H170ZM206 46V47H205ZM132 47H134V45L132 46ZM169 47V46H168ZM130 49V51H131V45H130V47H129ZM141 48V47H140ZM140 48L138 49V50H140ZM174 48V47H173ZM176 48V47H175ZM201 48V49H200ZM100 49V50H99ZM102 49V50H103ZM135 51H134V55H135V52H137L136 51V47H134L133 48ZM133 49H132V51L131 52H133ZM178 48H176L175 50H177ZM122 50V49H121ZM179 50V49H178ZM180 50H181V48H180ZM38 51V50H37ZM107 51H108V53H107ZM203 51H204V53H203ZM40 52V51H39ZM111 52V51H110ZM175 52H177V51H175ZM183 52V51H182ZM38 53V52H37ZM43 53V52H42ZM127 53H129V54H131L130 52H128L127 51ZM126 53V54H127ZM184 53V52H183ZM182 53V55L184 56V54ZM205 53H206V55H205ZM46 54V53H45ZM45 54H41L42 56H44ZM121 54V55H120ZM138 54V53H137ZM136 54V55H137ZM140 54V53H139ZM138 54V55H139ZM177 54H178V52H177ZM180 54V53H179ZM187 54H188V52H187ZM36 55V54H35ZM133 55V56H134ZM167 55H168V53H167ZM186 55V54H185ZM37 56H38V54H37ZM127 56H128V54H127ZM132 56V55H131ZM146 56V55H145ZM180 56H181V54H180ZM188 56V55H187ZM188 56V57H189ZM51 57V56H50ZM66 57V58H67ZM122 57V56H121ZM135 57V56H134ZM140 57V56H139ZM146 57H148V56H146ZM176 57H177V55H176ZM179 57V56H178ZM48 58V57H47ZM123 58V57H122ZM129 58H130V55H129ZM132 58V57H131ZM144 58V57H143ZM164 58H166L167 59V56H165ZM183 58V57H182ZM50 59V58H49ZM124 59V58H123ZM137 59L139 60V58L137 57ZM146 59V58H145ZM149 59V58H148ZM165 59V60H166ZM63 60V59H62ZM122 60V59H121ZM125 60H126V58H125ZM124 60V61H125ZM131 60V59H130ZM133 60V59H132ZM131 60V61H132ZM147 60V59H146ZM174 60H177V59H174ZM61 62V63H58V62ZM127 61H128V57H127ZM131 61H128L129 63L131 62ZM141 61H144V60H142L141 59ZM171 61V60H170ZM170 61H169V63H170ZM177 61H179V60H177ZM64 62V61H63ZM118 62V61H117ZM128 62H126V64L124 65V66H130V64L128 63ZM162 62V64L164 63V61H161ZM122 63H123V61H122ZM125 63V62H124ZM140 63H142V62H140ZM140 63H139V66H140V68L141 67H143V65H140ZM144 63V62H143ZM169 63H167V60H166V62H165V64H169ZM68 64V65H67ZM160 64V63H159ZM165 64H163L164 65V67H163V65L161 66V68H159V69H161L160 71H159V69H154V70H157V73L158 74H160L162 77H165L166 78V76H167V74L166 73H164V74H166V75H163V71H162V67L163 68H165ZM172 64V61H171V63H170V65ZM178 64V63H177ZM121 66H122V64H120ZM119 65V66H120ZM117 66V65H116ZM120 66V69L122 68ZM159 66V65H158ZM169 66V65H168ZM157 67V66H156ZM54 69H55V67H53ZM139 68V67H138ZM139 68V69H140ZM158 68V67H157ZM52 69V68H51ZM117 69V70H116ZM144 69V68H143ZM53 70V69H52ZM50 71V72H52L53 73V71ZM124 70V69H123ZM141 70V69H140ZM168 70V69H167ZM166 70V71H167ZM57 71H54V72H57ZM159 71V72H158ZM165 71V70H164ZM168 72V71H167ZM45 73V72H44ZM123 73L125 74L124 76H126L127 75V73H126V71L124 72L123 71ZM154 73V72H153ZM170 73V72H169ZM43 74V73H42ZM59 74V75H60ZM63 74V75H62ZM133 74V73H132ZM44 75H51V73H49L48 72V74L47 73H45V74H43V75H41L42 76V78H45L46 76H44ZM58 75V74H57ZM139 75H141V74H139ZM38 76H40V75H38ZM44 76V77H43ZM53 76V75H52ZM133 76H134V74H133ZM132 76V78L133 79H135V78H138L137 76L136 77H133ZM152 77H150V76H148V77H150V78H154L155 77V75L154 74H152L151 75ZM154 76V77H153ZM51 77V76H50ZM60 77V76H59ZM58 77V78H59ZM64 77V78H65ZM140 77V76H139ZM142 77V76H141ZM162 77H160V79H163ZM177 77H179L178 79H177ZM57 78V77H56ZM64 78L63 79H61V81H64V83H68V81H67V79H66V81L64 80ZM69 78H70V80H69ZM157 78H158V80H160L159 79V77L157 76ZM167 78H169V76H167ZM166 78V80H169V79H167ZM52 79H53V77H52ZM60 79V78H59ZM131 79V78H130ZM44 80V81H45ZM152 80L153 79H151V82H152ZM158 80H156V81H158ZM165 80V79H164ZM164 80H160L161 82H163ZM172 80V79H171ZM250 80V81H249ZM58 81V80H57ZM60 81V80H59ZM149 81V80H148ZM178 81H180V80H178ZM178 81H177V83H178ZM203 82V83H201V82ZM134 82H135V80H134ZM133 82V83H134ZM153 82H154V80H153ZM165 82H172V81H165ZM164 82V83H165ZM39 83H40V80H39ZM45 83V82H44ZM44 83H42V84H44ZM203 85V84H206L205 86H206V90L204 91V92H202V87H201V84ZM33 84V83H32ZM36 84V83H35ZM72 84V85H71ZM148 84V83H147ZM158 84V83H157ZM53 85H54V87H53ZM142 87V89L140 88V86ZM190 85V86H191ZM26 86V85H25ZM38 86V85H37ZM40 87H41V85H39ZM39 86H38V88H39ZM55 86H57L58 88H55ZM23 85H22V89H23ZM27 87V86H26ZM31 87H32V85H31ZM152 87V86H151ZM25 88V87H24ZM38 88H36V89H38ZM43 88V87H42ZM172 88H175L174 86L172 87ZM171 88V89H172ZM27 89H29V87L27 88ZM26 89V90H27ZM33 89V88H32ZM46 89L45 90H43V91H46ZM141 89V90H140ZM149 89V90H148ZM163 89V88H162ZM151 90H152V92H151ZM36 91H38V90H36ZM39 91H40V89H39ZM42 91V94H44V92ZM49 91V93H51ZM175 91V95H178V91L176 92V90H174ZM47 92V91H46ZM45 92V93H46ZM52 92H55V93H53V94H56V90L54 91H52ZM58 92H57V94H58ZM154 92V93H153ZM184 92V91H183ZM183 92H180L179 94H181V93H183ZM35 93V92H34ZM39 93V92H38ZM151 93H153V95L151 94ZM23 94H26V93H23ZM30 94V93H29ZM33 94V93H32ZM131 94H133V95H131ZM187 94H186V92H185V96L183 95V94H181L182 95V97H186L187 96ZM22 95V94H21ZM35 95V94H34ZM41 95V92H40V94L38 95V96H40ZM152 95V97H155L154 98V102H152L151 101V99H150V97L149 96H151ZM175 95H174V97H175ZM25 96V95H24ZM46 96H48V94L46 95ZM165 96H167L166 98L167 99H164V97ZM26 97V96H25ZM156 97H163L162 98V101L160 100V102H162V104H160V105H162V106H157L158 107V110H159V108L160 107H162L161 109L162 110H164L165 112H163L164 114V119L165 120H167L166 122H165V124L163 123V125L161 124L163 121V119H160V118H163V117H160V115L159 114H157L158 115V117H157V115H155V112H156V105L157 104H159V103H157L158 101H159V98H157L156 99ZM34 98V97H33ZM33 98H32V101H33ZM39 98V99H38ZM36 97V99H38V100H40L41 102H39V103H42V102H44V100L42 101V99L44 98H42V95H41V97ZM49 98V97H48ZM194 98H195V100H194ZM35 99V100H36ZM200 99V98H199ZM226 99V98H225ZM46 100H47V98H46ZM227 100V99H226ZM24 102V101H23ZM190 102V103H191ZM33 103H35V102H33ZM33 103H31V104H33ZM36 103H38V102H36ZM38 103V104H39ZM151 103H152V105H151ZM23 104V103H22ZM28 104V101H27V103L25 104V105H27ZM30 104V103H29ZM28 104V105H29ZM44 104V103H43ZM24 105V104H23ZM22 105V106H23ZM37 105V104H36ZM40 105V104H39ZM32 106V105H31ZM35 106V105H34ZM33 106V107H34ZM40 106H42V105H40ZM46 106V105H45ZM24 107V106H23ZM30 107V106H29ZM36 108V107H35ZM34 108V109H35ZM190 108V109H191ZM32 108H29V111L28 110H26V112L28 111V112H30V114H31V110ZM31 110V111H30ZM36 110V109H35ZM41 110V109H40ZM34 111V110H33ZM191 111V110H190ZM27 112V113H28ZM41 112V111H40ZM42 112H44L43 110H42ZM162 112V111H161ZM75 113V115H72V114H74ZM195 113H197L196 115H195ZM200 113V112H199ZM29 114V113H28ZM35 114V113H34ZM72 115V116H74L73 118H67L68 117V115ZM45 115V114H44ZM70 115V116H71ZM230 115V114H229ZM30 116V115H29ZM33 116H35V115H33ZM32 116V117H33ZM69 116V117H70ZM71 116V117H72ZM172 116H170V118L172 117ZM180 116V115H179ZM225 116V115H224ZM27 117H28V115H27ZM26 117V118H27ZM157 117V118H156ZM175 117V116H174ZM177 117V116H176ZM191 117H189V118H191ZM227 117V116H226ZM229 117V116H228ZM231 117V116H230ZM198 118V119H197ZM222 118H224V117H222ZM221 118V119H222ZM34 119V118H33ZM37 119V118H36ZM172 119V118H171ZM196 119H197V122H196ZM235 119V118H234ZM29 120V119H28ZM28 120H26V122H28V125H29V121ZM161 120V123L159 122V121ZM173 120V119H172ZM176 120V119H175ZM180 120H181V118H180ZM216 120H217V118H216ZM227 120V119H226ZM37 121V120H36ZM41 121V120H40ZM221 121V120H220ZM241 121V122H240ZM174 122H176V121H174ZM193 122H191L192 123V125H193ZM217 122V121H216ZM215 122V123H216ZM222 122V121H221ZM224 122V121H223ZM228 122V121H227ZM229 122H230V120H229ZM238 121H236V123H237ZM38 123V122H37ZM41 123V122H40ZM181 125H182V123H183V121H182V123H181V121L179 122ZM220 123V122H219ZM226 123V122H225ZM232 123H234V122H232ZM232 123H230L231 125H232ZM34 124V123H33ZM179 124V125H180ZM222 124V123H221ZM162 125V126H161ZM168 125V123L166 124V126ZM192 125L190 126H188L189 127V129H191V128H193V127H195V126H193L192 127ZM199 126L200 127V123L199 124H196V126ZM225 125V124H224ZM230 125V126H231ZM33 126H35V125H33ZM48 126V125H47ZM165 126V127H166ZM197 126V127H198ZM236 127H237V125H235ZM31 127H32V125H31ZM182 127V126H181ZM191 127V128H190ZM234 127V126H233ZM235 127V128H236ZM33 128V127H32ZM167 128V127H166ZM196 128V127H195ZM228 128V127H227ZM227 128H226V131H228L229 130V128H228V130H227ZM230 128H232V127H230ZM169 128H167V130H168ZM189 129L187 130V134H186V131L183 129V128H180V130L183 132V133H181V135L182 134H186L187 136H182L183 138L185 137V139L186 140H188L187 138H189V133H191V132H189ZM198 129V128H197ZM225 129V128H224ZM16 130L18 131V129H15L14 128V131L12 132L13 134L14 133H17L16 132ZM178 130V129H177ZM199 130V129H198ZM231 130V129H230ZM30 132H31V130H29ZM40 131V130H39ZM179 131V130H178ZM180 131V132H181ZM191 131V130H190ZM195 131H197L196 129H195ZM194 131V129H193V132H195ZM233 131V130H232ZM231 131V132H232ZM28 132V131H27ZM30 132L29 133H19V131H18V135H21L20 136V138L21 137H23V138H26V137H28V136H32V135H29L30 134ZM204 132V131H203ZM207 132V131H206ZM211 132V131H210ZM225 132V131H224ZM230 132V133H231ZM37 133V132H36ZM39 133H41V132H39ZM198 133H200L201 135H203V133L202 132H198ZM31 134H32V132H31ZM194 134V133H193ZM204 134H206V133H204ZM208 134V133H207ZM222 134V133H221ZM234 134V133H233ZM238 134V135H239ZM15 135V134H14ZM17 135V134H16ZM15 135V136H16ZM192 135V134H191ZM199 135V134H198ZM201 135H199L200 136V139H202L201 137ZM209 135V134H208ZM207 135V136H208ZM223 136H224V133L222 134ZM171 136H173V135H171ZM179 136H180V133H179ZM197 136V135H196ZM198 136V137H199ZM205 136V135H204ZM211 136V139H212V135H210ZM236 136V135H235ZM241 136H238V137H241ZM192 137V136H191ZM198 137H197V140H199L200 141V139H198ZM222 137V136H221ZM237 137V136H236ZM22 138V139H23ZM32 138V137H31ZM235 138V137H234ZM34 139V138H33ZM32 139V140H33ZM189 139H192V138H189ZM215 139V138H214ZM238 139V138H237ZM236 139V140H237ZM26 140V139H25ZM29 140H31L30 138H29ZM186 140H184V142L186 141ZM213 140V139H212ZM216 140V139H215ZM29 142V141H28ZM198 142V141H197ZM201 142V141H200ZM205 142V143H204ZM211 142H213V141H211ZM215 142V141H214ZM235 142H237V141H235ZM24 143V142H23ZM216 143V142H215ZM250 143H252V144H250ZM25 144V143H24ZM28 144H30V143H28ZM213 144V143H212ZM236 144V145H235ZM26 145V144H25ZM178 145H180V147H178ZM219 145V144H218ZM250 145H254V149H252L251 147H250ZM161 146V148H159ZM176 146V147H175ZM214 146V145H213ZM221 146V145H220ZM162 147H164L165 148V154H166V150L169 148V150H170V148L171 147H173L172 148V150H171V152H169V150H168V155L166 156H164V152L163 151H161V150H159V149H163ZM175 147V148H174ZM189 147V149L187 150V148ZM204 148V149H202V148ZM215 147V146H214ZM218 147V146H217ZM255 147L257 148L256 150H255ZM70 148V149H69ZM167 148V149H166ZM216 148V147H215ZM42 149V148H41ZM206 149V150H205ZM207 149H211L210 151H207ZM214 149V148H213ZM217 149V148H216ZM252 149V150H251ZM164 150V149H163ZM256 151V153H255V151ZM53 151H54V149H53ZM206 151V154L204 153ZM212 151V153H210V154H208L207 155V152H211ZM42 152V151H41ZM115 153V156H116V158L115 159H117V157H118V159L120 158H122V159H124V160H120V161H123L124 162V164H125V160L127 161V163L129 164V161L131 162V164H132V162H133V164H134V166L135 167H131L130 168V171H128L125 175L124 174H122L121 172V174L122 175H119L118 173V176H120L121 178H123L124 177V179H122V180H127V179H125V178H129V179H133V181H136L137 183H135V184H138L139 186H140V189L138 188V186L137 185H135L136 187V189L138 188L139 190V192H140V195H139V192H137L136 191V189L133 187L134 186V184L132 185V190H135V192H137L138 193V195L136 196V197H132L133 199L130 201V199H127L128 200V202L126 201V198H127V196H126V198L124 199V201H123V199H121V201L120 200H117L118 202H116V201H107V199L106 200H104L105 198H103L102 197V195H100L98 192L100 191V192H102V190H106L105 188H107V189H109L110 187H105L104 188V186L106 185H103L102 184V186H100V188H102L101 190L99 189V187H98V185H101V183L99 184V182H97L98 184H95V180H97V181H101L102 183H106L107 181H110V180H108V176H107V174L105 173L106 171L107 172H110V170H111V168L109 169V171L108 170H105L104 168H100L101 167V162H102V160H103V162H104V159H106L107 157H108V161L110 160V162H113L115 159L113 158L114 156L111 154V153ZM181 152V151H180ZM220 152V153H219ZM161 153H163V154H161ZM204 153V155H207V156H204V155H202ZM215 153H217V152H215ZM256 154V155H255ZM25 155H28V157L30 158V157H32L31 155H33V154H27V153H25ZM25 155H23V158H25L26 156ZM30 155V156H29ZM113 156L112 158H111V156ZM25 156V157H24ZM34 156H36V155H34ZM33 156V157H34ZM100 156H105L106 158H104V159H102V160H100L101 162H99V159H100ZM202 156H204V158H207L206 159V162L204 163L202 160H205L204 158H200V157H202ZM215 156V155H214ZM258 157L259 156H261V155H257ZM211 157H209V158H211ZM29 158H27V160H23V163H24V165H26V163L28 164V162L27 161H29L30 163V165H31V167L32 168H34V172L36 173V175H37V173L39 174L38 176H46V177H49V174H51V173H45V172H48V171H46V169L47 168H49V172H51L50 171V169L52 168V164L50 165L51 166V168L50 167H47L46 166V168L44 167L43 168V166L45 165V163L48 165V164H50V163H48V162H51V161H47V159H46V157H44L45 159H41L40 161H42V162H44V160H45V162H44V165H42L41 166V164H40V162L37 160V158L35 159V157L34 158H31V159H29ZM42 158V157H41ZM168 158V157H167ZM177 158V157H176ZM177 158V159H178ZM217 158V157H216ZM35 159V160H34ZM40 159V158H39ZM112 159H114V160H112ZM169 159H171V157H169ZM199 159H201V161L204 163V164H202L201 162H200V160ZM212 159V161H209L208 160V164H209V162H211L212 164L214 163V167H215V161H216V159H214V158H211ZM37 160V161H36ZM129 160V161H128ZM161 160L163 161V162H161ZM166 160V159H165ZM179 160V159H178ZM213 160H215L214 162H213ZM222 160H220V161H222ZM35 161H36V163H35ZM107 161V162H108ZM117 162H119L118 160H116ZM116 161H114V162H116ZM134 161H135V163H134ZM170 161V160H169ZM173 161V162H174ZM199 161V162H198ZM217 161H219V160H217ZM259 161H260V163H259ZM39 162V163H38ZM41 162V163H42ZM53 162V161H52ZM106 162V161H105ZM105 162H104V164H105ZM122 162V163H123ZM222 162H221V164H223ZM28 164V165H29ZM104 164H102V167H103V165ZM108 164H110V163H108ZM121 164V163H120ZM136 164V165H135ZM218 164V163H217ZM17 166V168L19 167V169H20V171L21 172H24V170H25V167L26 166ZM28 165H27V168H28ZM106 165V164H105ZM111 165H113V163H111ZM111 165H110V167H111ZM117 165V164H116ZM163 165V164H162ZM220 165V164H219ZM108 166V165H107ZM107 166H106V168H107ZM181 166V167H180ZM185 166V165H184ZM218 166V165H217ZM30 167V166H29ZM30 167V169H27L28 170V172L30 171V172H32L31 173V175L33 174H35L33 171H31V170H33L32 168ZM208 167H209V165H208ZM221 168H222V166H220ZM190 168V169H189ZM204 170H203V169ZM219 168V167H218ZM224 168V167H223ZM52 169H54V168H52ZM108 169V168H107ZM163 169V168H162ZM161 169V170H162ZM176 169V168H175ZM205 169H206V171H207V169L209 170V171H207V172H204V173H201V172H203V171H205ZM40 170H45L44 172L43 171H40ZM48 170V169H47ZM102 170H105V171H102ZM157 170V171H158ZM164 170V169H163ZM162 170V171H163ZM170 170V169H169ZM172 170V169H171ZM182 170V171H181ZM203 170V171H202ZM39 171V172H38ZM54 171V170H53ZM101 171L102 172H104L105 174V176H107V180H106V177L103 175V173H101ZM112 171V170H111ZM222 171V170H221ZM113 172H114V168H113ZM113 172H111V173H113ZM159 172V171H158ZM165 172V171H164ZM213 172V171H212ZM115 173H116V171H115ZM114 173V174H115ZM155 173V174H154ZM171 173V172H170ZM233 173V174H234ZM3 174V173H2ZM110 174V173H109ZM113 174V176H115V177H117L116 175L117 174H115L114 175ZM154 174V175H153ZM158 174H160V173H158ZM165 174V173H164ZM202 174H203V176H202ZM226 174H228V173H226ZM225 174V175H226ZM246 174V175H245ZM252 174V175H251ZM4 175V174H3ZM2 175V176H3ZM112 175V174H111ZM152 175H153V179H154V177H158V178H155V180H156V182H154L155 180H153L152 179ZM173 175V176H174ZM183 175H185V174H183ZM229 175V174H228ZM236 175H238L237 173H236ZM235 175V176H236ZM1 176V177H2ZM43 176L41 177V178H43ZM170 176V175H169ZM202 176V177H201ZM227 176V175H226ZM234 176V175H233ZM239 176V175H238ZM238 176H237V178H238ZM241 176V175H240ZM248 176V175H247ZM0 177V178H1ZM4 177V176H3ZM37 177V176H36ZM46 177H44V178H46ZM172 177V176H171ZM224 177V176H223ZM254 177H252L253 179H254ZM257 177V176H256ZM43 178V179H44ZM118 178V177H117ZM120 178V179H121ZM174 178V177H173ZM182 178V177H181ZM184 178H186V177H184ZM191 178V179H192ZM228 178H230V176L228 177ZM235 178V177H234ZM246 178V177H245ZM39 179V178H38ZM128 179V180H129ZM135 179V180H134ZM163 179H164V177H163ZM188 179V178H187ZM190 179V178H189ZM190 179V180H191ZM226 179V178H225ZM241 179V178H240ZM250 179V178H249ZM253 179H252V181H253ZM256 179V178H255ZM257 179H258V177H257ZM259 179H258V181H259ZM103 180L105 181V182H103ZM186 180V179H185ZM223 180V179H222ZM247 180V179H246ZM260 180V181H261ZM174 181V180H173ZM184 181V180H183ZM194 182V183H192L194 186H196L195 184H197V183H199V182H201V181H199V182ZM226 181V183H227V180H225ZM245 181V180H244ZM251 181V182H252ZM152 182H154V184H155V190H152V191H154V192H151V187H152ZM222 182H224V181H222ZM248 182V181H247ZM256 182V181H255ZM180 183H181V181H180ZM206 183V182H205ZM230 183V182H229ZM260 183V182H259ZM258 182H257V184H259ZM264 183V182H263ZM263 183H260V185L262 184L263 185ZM42 184H44V182L42 183ZM90 184H95V186L93 187L92 185L91 186H89ZM114 185H116L117 183L115 182V183H113ZM119 184V183H118ZM117 184V185H118ZM120 184H122V183H120ZM120 184H119V186H120ZM187 184V183H186ZM200 184V183H199ZM207 184V183H206ZM209 184V185H208ZM207 184V186L208 187H210V186H212V184H210V183H208ZM225 184V183H224ZM111 185V184H110ZM157 185V186H156ZM188 185V184H187ZM218 185V184H217ZM226 185H228V184H226ZM247 185V184H246ZM248 185H249V183H248ZM40 186H42L41 184L38 186V188L40 189ZM45 187L47 186H49V185H44ZM126 186V185H125ZM128 186V185H127ZM130 186H131V184L129 185V187H128V190H129V188H130ZM164 186H166L165 184H164ZM184 186V185H183ZM201 186V185H200ZM202 186H203V184H202ZM215 186V185H214ZM214 186H212V187H214ZM242 186H244V185H242ZM252 186H255V185H252ZM257 186V185H256ZM121 187L123 188V185H121L120 186V189H121ZM189 187V186H188ZM206 187V186H205ZM207 187V188H208ZM218 187V186H217ZM233 187V186H232ZM264 187V186H263ZM19 188H20V186H19ZM95 188H96V190H95ZM134 188V189H133ZM153 188V189H154ZM180 188V187H179ZM199 188V187H198ZM204 188V187H203ZM222 188H223V186H222ZM228 188H229V185H228ZM243 188V187H242ZM244 188H245V186H244ZM261 187H259V189H260ZM23 188H21V191L23 192V190H22ZM42 189H44V188H42ZM99 191H98V190ZM117 189H119V188H117ZM124 189V191H125V189H126V187H124L123 188ZM183 189V188H182ZM181 189V190H182ZM197 189V188H196ZM212 189V188H211ZM224 189H226V190H228L227 188H225V186H224ZM231 189V188H230ZM230 189L228 190L229 192H230ZM248 189H251V188H249L248 187ZM262 189V188H261ZM264 189V188H263ZM44 190H46V189H44ZM127 190V189H126ZM162 190H165L164 188L162 189ZM178 190V189H177ZM190 189H187V191H189ZM221 190V189H220ZM219 190V191H220ZM252 190V189H251ZM256 190V189H255ZM19 191H20V189H19ZM18 191V192H19ZM50 191V190H49ZM48 191V193H51V192H49ZM109 191H111V189L109 190ZM108 191V192H109ZM131 190H129V192H130ZM161 191V190H160ZM218 191V190H217ZM217 191L216 192H214V194H216L217 193ZM234 191H236L235 189H234ZM233 191V189L231 190V192H234ZM254 191V190H253ZM257 191H258V189H257ZM7 192V191H6ZM10 192H12V191H9V193ZM14 192H15V195H16V192L17 191H14L13 190V193H11V194H14ZM25 192V191H24ZM32 192V191H31ZM30 192V193H31ZM44 192V191H43ZM76 192V193H75ZM108 192H106V193H108ZM112 192V191H111ZM111 192H109V194L111 193ZM119 192V191H118ZM122 191H120L119 193L120 194H122L121 193ZM129 192H127V193H129ZM134 192V191H133ZM134 192V193H135ZM166 192H167V190H166ZM190 192V191H189ZM192 192V191H191ZM199 192H200V189H199ZM202 192V191H201ZM204 192H205V190H204ZM209 192H210V190H209ZM208 192V193H209ZM212 192V191H211ZM222 192V191H221ZM238 192V191H237ZM252 192V191H251ZM256 192V191H255ZM3 193V192H2ZM4 193H5V191H4ZM26 193H29V191L28 192H26ZM46 193V192H45ZM47 193V194H48ZM105 193V192H104ZM123 193H125V192H123ZM154 193V194H153ZM196 193V192H195ZM260 193H264V190L262 191V192H260V190H259V194L258 195H262V194H260ZM20 194H22L23 195V193H18L17 195H20ZM25 194V193H24ZM119 194V195H120ZM130 194V193H129ZM132 194V193H131ZM169 194V193H168ZM191 194V193H190ZM189 194V195H190ZM192 194H194V193H192ZM205 194H206V192H205ZM204 194V195H205ZM211 194V193H210ZM209 194V195H210ZM213 194V195H214ZM224 194V193H223ZM256 194V193H255ZM14 195V196H15ZM28 195V194H27ZM26 194L24 195V200H25V198H26V200L25 201H27V202H29V200L27 199V197H25V196H27ZM51 194H50V196L49 197H51L52 196ZM123 195V194H122ZM133 195V194H132ZM131 195V196H132ZM198 195V194H197ZM231 195V194H230ZM234 195V194H233ZM232 195V196H233ZM237 195H239V194H237ZM252 195V197H254L253 195L254 194H251ZM32 196V195H31ZM30 196V197H31ZM52 196V197H53ZM105 197H107L106 195H104ZM124 196H125V194H124ZM129 196V195H128ZM158 196V194L156 195V197ZM200 196H201V194H200ZM207 196H208V194H207ZM211 196V195H210ZM231 196V197H232ZM236 196V195H235ZM234 196V197H235ZM262 196H264V195H262ZM261 196V197H262ZM16 197V196H15ZM29 197V196H28ZM45 197V196H44ZM117 196H115V198H116ZM153 197V196H152ZM169 197V196H168ZM197 197V196H196ZM202 197H203V195H202ZM216 197V196H215ZM233 197V198H234ZM239 197L241 198V196L239 195ZM238 197V200L240 199ZM22 198V199H23ZM45 198H47V197H45ZM114 198V199H115ZM119 198H121L120 196H119ZM158 198H159V196H158ZM158 198H155V199H158ZM171 198V197H170ZM198 198V197H197ZM206 198V197H205ZM212 198H213V196L211 197V200H212ZM226 198V197H225ZM251 198V197H250ZM255 198H257V197H255ZM32 198H30V200H31ZM116 199H118V198H116ZM154 199V198H153ZM172 199V198H171ZM188 199V198H187ZM206 199H208V197L206 198ZM205 199V200H206ZM232 199V198H231ZM258 199V198H257ZM23 200V201H24ZM142 200V202H140ZM159 200H161V199H159ZM159 200L157 201V203L159 202ZM199 200V199H198ZM197 200V201H198ZM201 200H203V199H201ZM224 200H226V199H224L223 198V201ZM228 200V199H227ZM234 200H236V199H234ZM254 200V199H253ZM260 200V199H259ZM262 200L264 201V199L262 198ZM32 201H34V197H33V200ZM29 202L31 205H32V203L33 202ZM56 201H59V202H57V204L55 205V203H56ZM61 201V202H60ZM120 201V202H119ZM129 201H130V203H129ZM193 201V200H192ZM210 201V200H209ZM228 201H230V200H228ZM233 200H231V202H232ZM250 201V200H249ZM262 201V202H263ZM64 202H62L61 204H63ZM206 202H207V200H206ZM210 202H212V201H210ZM216 202V201H215ZM226 202V201H225ZM236 202V201H235ZM235 202H233V203H235ZM239 202H241L240 200H239ZM243 202V204L245 203V200H243L242 201ZM248 202V201H247ZM245 203V204H248V203ZM260 202V201H259ZM26 203V202H25ZM68 203V202H67ZM144 203V204H143ZM155 203H156V200H155ZM160 204H161V202H159ZM208 203V202H207ZM228 203H230V202H227V204ZM233 203H231L232 205H233ZM238 203V202H237ZM255 203V202H254ZM29 204V205H30ZM60 204V205H61ZM65 204H66V202H65ZM65 204H63V205H61L62 207H65L64 205ZM143 204V205H142ZM163 204V203H162ZM201 204H203L202 202H201ZM212 204V203H211ZM226 204V205H227ZM236 204V203H235ZM242 204V203H241ZM244 204V205H245ZM250 204H251V202H250ZM253 204V203H252ZM262 204V203H261ZM29 205L27 204V206L29 207ZM31 205H30V207H31ZM55 205V206H54ZM208 205H209V203H208ZM225 205V206H226ZM48 206V205H47ZM111 207V209H109V207ZM158 206V205H157ZM210 206V205H209ZM213 206H214V204H213ZM246 206V205H245ZM248 207L250 206V205H247ZM246 206V207H247ZM161 207V206H160ZM210 207H212V206H210ZM228 207V206H227ZM232 207V206H231ZM239 207V206H238ZM247 207V208H248ZM251 207V206H250ZM89 208V209H90ZM213 208V207H212ZM241 208V207H240ZM131 209V210H130ZM158 209V208H157ZM160 209V208H159ZM162 209V208H161ZM114 210V209H113ZM121 210V211H122ZM131 211V216H130V212H128V211ZM242 210V209H241ZM243 210H244V208H243ZM245 210H247V209H245ZM90 211V210H89ZM161 211V210H160ZM166 211V210H165ZM221 211V210H220ZM225 211V210H224ZM223 211V212H224ZM128 212V213H127ZM156 212V211H155ZM162 212H163V210H162ZM183 212V211H182ZM157 213V212H156ZM159 213V212H158ZM191 213V212H190ZM217 213V212H216ZM226 213H228V212H226ZM225 213V214H226ZM165 214V213H164ZM183 214V213H182ZM234 214V213H233ZM232 214V216H234ZM239 214H241V213H239ZM159 215V214H158ZM186 215V214H185ZM214 215V214H213ZM219 215V214H218ZM217 215V216H218ZM228 215H230L229 213H228ZM237 214H235V216H236ZM108 216H109V213H108ZM157 216V215H156ZM212 216V215H211ZM225 216H227V214L225 215ZM237 216H239V215H237ZM150 217V218H149ZM158 217V216H157ZM156 217V218H157ZM160 217H162L163 219L165 218V217H163L162 215H160ZM186 217V216H185ZM228 217V219H229V216H227ZM241 217V216H240ZM109 218V217H108ZM192 218V217H191ZM194 218V217H193ZM212 218V217H211ZM213 218H214V216H213ZM219 218V217H218ZM222 218V217H221ZM232 218V217H231ZM230 218V219H231ZM238 218V217H237ZM106 219V218H105ZM112 219V218H111ZM115 219V220H116ZM141 219H142V217H141ZM179 219V218H178ZM184 219V218H183ZM187 219V218H186ZM190 219V218H189ZM233 219V218H232ZM116 220V221H117ZM120 220V221H121ZM165 221H166V219H164ZM181 220V219H180ZM111 221V220H110ZM159 221V220H158ZM157 221V222H158ZM230 221V220H229ZM232 222H233V220H231ZM230 221V222H231ZM101 222H107V221H101ZM168 222V221H167ZM170 222V221H169ZM192 222V221H191ZM212 222H215V221H212ZM237 221H235V223H236ZM239 222H240V220H239ZM111 223V222H110ZM110 223H108V224H110ZM161 223V222H160ZM234 223V222H233ZM57 224V223H56ZM114 224H116V223H114ZM129 224V225H128ZM162 224V223H161ZM164 224V223H163ZM165 224H167L166 222H165ZM228 224H229V222H228ZM241 224V223H240ZM101 225V224H100ZM105 225H107V224H105ZM111 225V224H110ZM139 225V224H138ZM169 225V224H168ZM167 225V226H168ZM230 225H232V224H230ZM236 225H237V223H236ZM243 225V224H242ZM241 225V226H242ZM56 226V225H55ZM66 226H68V222L66 223V225L64 226V229L66 228ZM116 226V225H115ZM156 226H157V224H156ZM160 226V225H159ZM215 226H217V225H215ZM221 226V225H220ZM234 226V225H233ZM239 226V225H238ZM57 227H58V225H57ZM56 227V228H57ZM97 227H101V226H97ZM96 227V228H97ZM131 227V228H130ZM136 227V226H135ZM138 227H140V226H138ZM155 227V226H154ZM162 227V226H161ZM165 227V226H164ZM225 227V226H224ZM223 227V228H224ZM235 227V226H234ZM240 227V226H239ZM37 228V227H36ZM36 228H34V229H36ZM39 228V227H38ZM56 228H54V232H56V230H58V234H62V233H59V232H61L60 231V229L58 228V229H56ZM107 228V227H106ZM218 228V227H217ZM221 228V227H220ZM220 228H219V232H220ZM236 228V227H235ZM234 228V229H235ZM238 228V227H237ZM39 229H41V228H39ZM46 229V228H45ZM100 229H103V230H106V229H104V227H101ZM99 228H98V230H100ZM108 229H109V227H108ZM108 229L106 230V234H108L109 233V231H108ZM113 229V228H112ZM115 229V228H114ZM131 229H132V231H131ZM140 229V228H139ZM155 229V228H154ZM156 229H157V227H156ZM168 229V228H167ZM231 229H233V228H231ZM239 229V228H238ZM238 229H236V230H238ZM111 230V229H110ZM142 230V229H141ZM147 230V229H146ZM164 229H162V231H163ZM169 230V229H168ZM222 230V229H221ZM224 230V229H223ZM222 230V231H223ZM23 231V230H22ZM37 231V230H36ZM35 231V232H36ZM45 231V230H44ZM234 231V230H233ZM239 231V230H238ZM24 232V231H23ZM45 232H47V231H45ZM101 232H103L102 230H101ZM113 232L114 231H112V233L110 232V234H109V236L110 235H112L113 234ZM132 232V233H131ZM141 232V231H140ZM158 232V231H157ZM224 232V231H223ZM237 232V231H236ZM39 233H43V232H39ZM137 233H139V232H137ZM144 233V234H143ZM167 233V232H166ZM166 233H165V235H166ZM202 233V232H201ZM226 233V232H225ZM238 233V232H237ZM236 233V234H237ZM241 233V232H240ZM25 234H26V230H25V233L23 234L24 236H25ZM35 234V233H34ZM37 234V233H36ZM51 234V233H50ZM96 234V233H95ZM94 234V235H95ZM101 234V233H100ZM115 234H116V232H115ZM124 234H122V236L121 237H123L124 236ZM140 234V233H139ZM139 234H137V235H139ZM144 235L143 237H141V235ZM170 234V233H169ZM199 234V233H198ZM223 234V233H222ZM22 235V238L24 239V236ZM27 235H28V233H27ZM52 235H54L53 234V231H52ZM102 235V234H101ZM103 235H105V233H103ZM121 235V234H120ZM141 235L139 236V239L141 240V241H143L142 239H145V240H147V242H150V241H148L149 240V237L147 236L148 234H145V231L143 232V230H142V232H141ZM160 235V234H159ZM168 235V234H167ZM193 235V234H192ZM240 235V234H239ZM34 236H36V235H34ZM47 236H48V232H47ZM54 236H56V234L54 235ZM53 236V238H50V240H51V242H54L55 243V241H52V239L53 240H55V239H57L56 241H60L59 239H63V238H56V237H54ZM65 236V235H64ZM98 236V235H97ZM93 236L91 239H89V241H86V243H85V241L84 242H82V244H81V248H79L80 246L78 245V249H80V250H78V252H79V257L77 258V256H74V255H72V254H70V252H72V248L70 249L69 248V250H71V251H69L68 252V245L70 244H68V245H66V242H65V244L63 243V244H61V243H57L56 242V245L54 244H50V246L48 245V248H49V250L48 249H44V247H41L43 244H40L41 246H39V245H37L36 243H37V241H35V242H33V241H28L26 238H28L27 236H25V239L28 241H26L25 239V241H24V244L22 243H20L21 245H23V246H19L18 244H19V242L21 241V240H23V239H21V237H20V240H19V242H18V240L16 239V241H17V243L15 242L14 244H13V242L11 241L10 243H12L13 244V247H12V249L15 247L14 245L16 244V246H19V247H17L18 248V250H17V248L15 247L14 249L15 250H17V251H19V249L20 248H24V249H22V250H24V251H26L27 252V254L28 255H30L31 253H36V254H34V258H35V264H87L89 261L93 264V261H94V263L95 264H106V261L107 260H111L112 262V264L113 263H116V261L115 260H113V258L111 259V258H107L106 259V257L102 254L101 255V253L104 251V253H105V251L106 250H108L109 248H114L115 246H116V244H115V242L116 241H114V239L112 240V239H110V238H107L106 240H100L101 241V243L98 241V238H100L101 237V239H102V236ZM161 237L163 236V234L162 235H160ZM30 237V236H29ZM37 237V236H36ZM49 237H51V235L49 236ZM105 237V236H104ZM108 237V236H107ZM111 237H114V236H111ZM119 237V236H118ZM117 237V239H120L121 240V238H118ZM128 237V238H129ZM160 237V238H161ZM170 237V236H169ZM168 237V238H169ZM32 238H33V236H32ZM164 238V237H163ZM167 238V237H166ZM192 238V237H191ZM190 238V239H191ZM202 238V237H201ZM15 239V238H14ZM33 239H35V238H33ZM37 239V238H36ZM123 239H125V238H123ZM130 239V238H129ZM134 238H133V236H132V240H133ZM137 239V238H136ZM135 239V241H137ZM139 239H138V241H139ZM12 240V239H11ZM30 240V239H29ZM126 240H128V239H125V241ZM144 240V241H145ZM151 240V239H150ZM172 240V239H171ZM184 240V239H183ZM195 240V239H194ZM264 240V239H263ZM49 241V240H48ZM63 241V240H62ZM66 241H68V240H66ZM79 241V240H78ZM82 241V240H81ZM118 241V240H117ZM130 240H128V242H129ZM134 241V240H133ZM134 241V242H135ZM169 241V240H168ZM47 242V241H46ZM46 242L44 243V244H46ZM61 242V241H60ZM104 242V243H103ZM120 242H122V241H120ZM131 242V241H130ZM160 242H161V240H160ZM177 242V241H176ZM175 242V243H176ZM226 242V241H225ZM9 243V244H10ZM39 243H42L40 240H39ZM118 243V242H117ZM8 244V245H9ZM48 244V243H47ZM105 245V247L104 246H102V245ZM120 244V243H119ZM118 244V245H119ZM131 244H133V242H131ZM149 244V243H148ZM147 244V245H148ZM223 244V243H222ZM117 245V246H118ZM123 245V244H122ZM135 245L137 246V244H136V242H135ZM134 245V246H135ZM144 245V244H143ZM228 245V244H227ZM263 245V244H262ZM47 246V245H46ZM45 246V247H46ZM71 246V245H70ZM126 246V245H125ZM221 246V245H220ZM8 247V246H7ZM6 247V249H4L5 251V254H2V253H4V252H1L0 254H2L3 255V260L4 259H7L5 262L3 261L2 263H0V264H5V263H7L8 262V260H10V259H12V257H15V255L14 256H11V254H7L8 252H10L11 250L9 249V248H7ZM118 247H120V245L118 246ZM126 247H128V246H126ZM147 247V246H146ZM229 247V246H228ZM5 248V247H4ZM117 248V247H116ZM122 248V247H121ZM136 248V247H135ZM263 248V247H262ZM2 249L3 248H1V251H2ZM7 249H9L8 251H7ZM123 249H125V247L123 246V248H122V250L121 249H119L120 250V252H118V255H119V253H121V251L122 252H125L126 250L127 251H129V252H127V255H129V253L132 251H130L129 250V247H128V249H126V250H123ZM137 249H139V248H137ZM224 249V248H223ZM14 250V253L15 252H17V251H15ZM114 249H112L111 251H113ZM116 250V249H115ZM114 250V251H115ZM118 249L116 250V252H115V254L117 253V251H119ZM144 250V249H143ZM259 250V249H258ZM13 251V250H12ZM11 251V252H12ZM20 251H21V249H20ZM110 251V250H109ZM109 251H106V252H108V254L110 255L111 254V252H109ZM135 251H136V249H135ZM147 251V250H146ZM225 251V250H224ZM256 251V250H255ZM261 251V250H260ZM23 252V251H22ZM74 252V251H73ZM148 252V251H147ZM184 252V251H183ZM228 251L226 250V253H227ZM230 252H231V250H230ZM13 253V254H14ZM18 253V252H17ZM223 253V252H222ZM244 253V252H243ZM246 253V252H245ZM19 254V257H16L15 259L17 260V258L18 259H20V263L19 264H26L25 262H23L24 261V259H28L27 258V256H24L25 254L24 253H18ZM87 254H90L91 256H93V258H92V260H91V258L89 259L87 256ZM107 254V255H108ZM123 254V253H122ZM125 254V253H124ZM131 254V253H130ZM135 254V253H134ZM147 254V253H146ZM247 254V253H246ZM246 254H245V256H246ZM8 256L9 255V257H4V256ZM17 255V254H16ZM144 255V254H143ZM161 255H162V253H161ZM226 255V254H225ZM228 255V254H227ZM240 255V254H239ZM238 255V256H239ZM248 255V254H247ZM1 256V255H0ZM11 256V257H10ZM24 256V257H23ZM31 256H33V254H31ZM31 256H29V257H31ZM105 257L104 258V260H103V257ZM111 256V255H110ZM109 256V257H110ZM137 256V255H136ZM150 256V255H149ZM240 256H242V255H240ZM113 257H114V259L116 258V256L115 255H113ZM117 257H119V256H117ZM122 257H124V256H122ZM129 258H130V255L128 256ZM243 257V256H242ZM252 257V256H251ZM250 257V258H251ZM32 258V257H31ZM34 258H32V259H34ZM87 258L89 259V261H87ZM132 258V257H131ZM153 258V257H152ZM239 258V257H238ZM256 258V257H255ZM1 259H2V257H1ZM125 259V258H124ZM128 259V258H127ZM135 260H136V257L134 258ZM146 261H147V258H146V256H145V258H144ZM244 259V258H243ZM247 259V258H246ZM260 259V258H259ZM14 260V259H13ZM13 260H10L11 262H13L14 263V261ZM30 260V259H29ZM29 260H28V262H27V264H29L30 262H29ZM110 260H109V262H110ZM117 260V259H116ZM120 260V259H119ZM163 260H165V259H163ZM240 260V259H239ZM242 260V259H241ZM251 260H253V259H251ZM18 261V260H17ZM31 261V260H30ZM114 261V262H113ZM129 261L130 260H128V263L127 264H129ZM144 261V260H143ZM157 261H159V260H157ZM16 262V261H15ZM19 262V261H18ZM18 262H16L15 264H17ZM90 262H89V264H90ZM119 262H121V260L119 261ZM122 262H125V261H123L122 260ZM120 263V264H123V263ZM154 262V261H153ZM166 262V261H165ZM164 262V263H165ZM168 262V261H167ZM230 262V261H229ZM237 262V261H236ZM260 262V261H259ZM108 263V262H107ZM111 263H108V264H111ZM125 263V264H126ZM144 263H145V261H144ZM147 263H148V261H147ZM163 263V262H162ZM170 263V262H169ZM242 263H243V260H242ZM247 263V262H246ZM117 264H118V261H117ZM130 264H132L131 263V261H130ZM166 264V263H165ZM239 264V263H238ZM244 264V263H243Z\"/></svg>",
	"mask_w": 264,
	"mask_h": 264
}]
</instances>
